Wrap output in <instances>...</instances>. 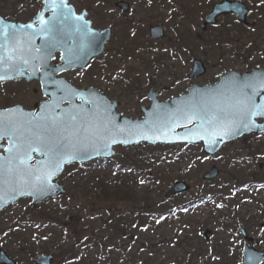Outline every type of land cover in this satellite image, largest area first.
<instances>
[{
  "label": "rangeland",
  "instance_id": "1",
  "mask_svg": "<svg viewBox=\"0 0 264 264\" xmlns=\"http://www.w3.org/2000/svg\"><path fill=\"white\" fill-rule=\"evenodd\" d=\"M118 1L70 0L78 12H90L97 28L113 30L104 56L71 78L121 102L124 116L140 119L141 106L150 105L146 95L151 90L165 101L192 84H213L228 71L264 68V0H237L250 9L253 27H243L230 15L206 32L198 26L221 0H123L132 8L128 14L115 8ZM0 3H9L12 10L5 13L19 18L42 7L41 0ZM150 25L165 28L163 41L151 42ZM195 59L208 70L189 81ZM115 150L108 166L69 167L58 179L66 188L61 198L35 209L25 199L3 211L0 249L18 264H34L43 254H52L54 264H74L78 257L83 264H244L242 226L256 250L264 251V136L230 143L216 160L200 146ZM213 166L219 177L204 181ZM178 181L191 190L166 199ZM102 184L111 193L126 184L134 199L105 200ZM138 210L151 214L149 223L133 220ZM110 216L125 217L126 225L120 224L124 232L113 233L107 226ZM205 230L208 240L201 236Z\"/></svg>",
  "mask_w": 264,
  "mask_h": 264
},
{
  "label": "water",
  "instance_id": "2",
  "mask_svg": "<svg viewBox=\"0 0 264 264\" xmlns=\"http://www.w3.org/2000/svg\"><path fill=\"white\" fill-rule=\"evenodd\" d=\"M43 6L42 12L34 19V22L38 23V18L42 16L45 21L51 22V32L41 33L39 31L40 24L39 28H35L33 23L30 28L27 27L28 25H15L16 29H6V26L13 24L0 22V31L5 29L9 32L16 31L19 41L16 47L20 49L17 55L23 57L16 61L12 71L6 67L7 65H2V68H7V70H1L0 74L9 77L4 80L19 78L26 81L36 80L37 75L25 72L31 68V60L38 59L39 66H44L47 69L55 53L61 52L63 66L56 72L40 76L44 77L45 87L56 86L55 76L69 70L85 69L91 60L103 54L104 46L111 36V29L97 30L93 28V22L87 20L88 12L85 11L78 15L74 7L69 5V0H43ZM116 7L124 13L130 11V6L125 2L117 3ZM47 13L50 15L46 18ZM248 13L246 5L241 2L222 0L214 6L213 11L205 17L199 27L205 31L209 25H216L219 17L229 14L235 15L237 21L249 26ZM76 17L81 19L77 20ZM149 33L150 39L153 41H160L165 37L164 28L161 25L150 26ZM50 41L55 43L54 48L47 47ZM9 46H12V42H9ZM24 60H27V63H24ZM206 72L204 63L201 60H195L188 79L200 78ZM45 92L51 100L49 103L41 105V111L37 115L24 112L22 108H15L9 111L10 113H6L11 116L9 121L18 125L17 135L30 125L50 124L53 119L64 121L68 126V131L73 133L82 127L80 116H83L84 122L91 125L92 128L87 133L79 132L75 136H70L69 140L65 142L67 152L75 155L76 159L65 155L63 159L69 162L63 163L60 170L50 178L49 183L52 187L43 191L40 185L35 182V177L43 175L50 170L52 165L50 157L44 155L42 149L38 148L37 151L31 152V159L25 157L24 164H21L19 159L10 160L9 152L5 151V155H0V166H2L0 167V212L23 198L31 199L30 208H34L47 199L61 197L65 188L55 181L62 175L66 166L76 163L87 164L96 160L110 161L116 155L114 148L117 146L127 148L142 143L149 146L201 145L205 155L215 156L229 142L252 133L264 134V117L252 118L253 123L258 127L249 125L248 128H245L239 116L229 115L241 107L237 103L238 101H243L248 107H264V69L248 73L228 72L216 84L192 85L186 94L164 102L159 100L158 92L152 91L147 95L151 105L149 108H141L143 117L140 120L122 116L117 109L120 106L119 102L108 99L94 89L86 91L74 87H62L52 92L49 90H45ZM78 100H81L82 103L78 104ZM67 102L70 103V106L64 107ZM181 112L191 118H185L180 114ZM72 115H78V119L76 121L69 120ZM218 115L224 117L221 123L210 124L209 121L214 122ZM42 117L43 119H41ZM259 120H263V122L260 123ZM154 122L157 127L167 125L162 128V132L165 134H162L161 131H148ZM222 124L231 128V135L223 134V131L220 130ZM97 127L101 131L104 129L112 131L102 135H92V131ZM118 129H124V132L119 133ZM34 130L43 131V128ZM6 131L13 130L6 129ZM141 132L146 133L149 138L144 139L139 134ZM113 136L116 140L115 143H112ZM3 141H7L8 146L1 148L11 147L8 136L0 139V143ZM33 161L35 163L32 164ZM29 172L30 176L27 175ZM218 175L219 170L213 167L203 179L211 181ZM21 176H25L31 182L22 183ZM189 190L190 185L186 182H177L166 194V198L187 193ZM240 232L247 242H252L244 228H241ZM202 235L208 238L207 231ZM244 255L245 264L264 263V252H258L248 244L244 247ZM0 264H16V262L4 250H0ZM34 264H53V257L51 255L40 256Z\"/></svg>",
  "mask_w": 264,
  "mask_h": 264
},
{
  "label": "snow or ice",
  "instance_id": "3",
  "mask_svg": "<svg viewBox=\"0 0 264 264\" xmlns=\"http://www.w3.org/2000/svg\"><path fill=\"white\" fill-rule=\"evenodd\" d=\"M77 20L81 19L80 17H76ZM38 23L41 25L39 31L41 33H48L52 31L50 27L49 21H45L43 17L38 18ZM27 27H32V25H28ZM7 28L16 29L15 25H8ZM0 31V65H8L9 67H14L15 63L18 59H23L22 56H18L17 53L20 51L16 45L19 43L17 40L16 31L9 32L7 30ZM9 42H12V46H9ZM49 49L55 47V43L49 42L47 45ZM27 63V60L23 61ZM4 74H0V81L7 79ZM241 107L237 109L236 112L230 113L231 116H239L241 123L245 128H248L249 125L252 127H258L252 121L253 117L262 116L264 117V107H248L243 101L237 102ZM181 115H184L185 118L190 119V116H187L185 113L181 112ZM80 120L82 121L81 129H78L76 132L70 133L68 131V126L64 121H57L55 119L52 120L50 124L40 125H30L26 129L20 132L19 135L16 134V130H18V125L13 121H6L0 119V139H3L5 136L11 141V147L6 148L5 151L9 152L10 160L11 159H19L21 164L25 163V157L27 159H31V152L37 151L38 148L43 150L44 155H48L50 157V164L52 167L50 170L46 171L41 176L35 177V182L40 185L41 190H45L47 188H51L52 185L49 183L50 178L56 174L57 171L60 170L63 163L69 162L63 159L65 155H70L71 159H76L75 155H72L67 152L65 147V142L69 140L70 136H75L79 132L87 133L89 132L91 125L86 124L84 122V117L80 116ZM43 119V117L41 118ZM78 119V115H72L69 117V120L76 121ZM224 119L222 115H218L215 117V121H209L210 124L216 123L220 124ZM174 122V121H170ZM167 125H161V127L156 126V122H154L153 126L148 129L149 132L161 131L162 128ZM43 128V131H36L34 129ZM186 127V125H185ZM6 129H12L13 131H6ZM221 131H223L224 135H231L232 130L227 125L221 126ZM112 130L104 129L101 131L98 127L92 131V135H102L105 133H109ZM119 133H123L124 129H118ZM131 134V133H130ZM144 139H148L149 136L141 132ZM162 134H165L162 132ZM87 138V137H85ZM116 140L113 136L112 143H115ZM127 142V141H125ZM15 153V155H12ZM2 167V166H0ZM27 175H31L29 172ZM22 183H30L25 176H21Z\"/></svg>",
  "mask_w": 264,
  "mask_h": 264
},
{
  "label": "flooded vegetation",
  "instance_id": "4",
  "mask_svg": "<svg viewBox=\"0 0 264 264\" xmlns=\"http://www.w3.org/2000/svg\"><path fill=\"white\" fill-rule=\"evenodd\" d=\"M0 6H2V8L4 9L3 13H0V15L3 16L7 21L24 25L30 23L40 11L39 10L34 14H27L24 12L23 17L19 18L20 16L18 14L11 15L5 13L6 11L12 10L9 3H0ZM38 25L39 24H36V27H38ZM96 61H99V59L93 60L84 71L73 70L64 74L57 75L56 77H54V82H57L56 86L52 85L51 87H45L44 77L39 76L45 73L56 72L61 66V55L60 53L56 54L51 61V65L47 69H45L44 66H39L38 60H33L31 62L33 66H31V69H28L25 72L36 74L38 76V79H36L35 81H32L30 83L26 82L23 79L0 81V119L9 121L11 116L9 114H6V111L16 106H21L24 110L35 112L37 114L40 111V105L50 100V97L46 95L45 90H49L50 92H52L61 89L62 87H70V84L80 89L96 88L92 85H88L87 83H85L86 85L77 83L75 80H73V78H71L72 75H79L80 73L86 72L87 70L91 69V66ZM2 67L3 66L0 65V71L4 69L7 70V68L3 69ZM6 67L9 66L7 65ZM9 70L12 71V67H9ZM64 106H69V103H66ZM6 145L7 143L5 141L1 143V146ZM3 153L4 151L1 150L0 154Z\"/></svg>",
  "mask_w": 264,
  "mask_h": 264
},
{
  "label": "trees",
  "instance_id": "5",
  "mask_svg": "<svg viewBox=\"0 0 264 264\" xmlns=\"http://www.w3.org/2000/svg\"><path fill=\"white\" fill-rule=\"evenodd\" d=\"M102 198H105V200H111V197H113V200H118V199H134V195H133V191L132 189H130L128 187V185L124 184L122 185V187L119 186H115L114 188L116 189L114 193L110 192V186L106 185V184H102ZM157 215V213H156ZM159 215V214H158ZM165 215V212H164ZM151 216V214L148 213H143L141 211H137L133 213V220H137V223L140 225L143 222H147L149 223V217ZM118 219H115L114 216H110L109 222L107 223V226L109 228H112L113 233H115L116 235H118V233L123 229V226H121L120 224L122 223L123 225H126V219L125 217H117ZM105 225V223H103ZM104 227L101 229L102 233L104 231ZM73 257V256H72ZM73 259V258H72ZM72 262H74V264H83V261L78 257L76 259H74ZM71 262V263H72Z\"/></svg>",
  "mask_w": 264,
  "mask_h": 264
}]
</instances>
